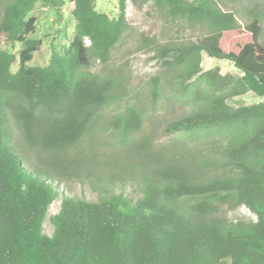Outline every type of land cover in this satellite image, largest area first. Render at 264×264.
<instances>
[{
  "label": "trees",
  "instance_id": "1",
  "mask_svg": "<svg viewBox=\"0 0 264 264\" xmlns=\"http://www.w3.org/2000/svg\"><path fill=\"white\" fill-rule=\"evenodd\" d=\"M127 1L119 0L115 19L96 11L95 0H10L4 7L0 39L24 47L15 73L11 67L16 57L0 47V264H264L261 15L253 13L241 26L236 13L223 10L216 0H153L168 17L206 31L162 54L171 58L166 64L181 68L185 86L197 77L205 79L210 90L204 105L171 121L166 132L223 130L225 143L211 164L217 166L213 174L160 165L153 156L136 199L117 191L113 182L99 188L102 196L96 201L59 194L51 171H68L60 152L79 140L110 100L108 82L79 71L88 67L91 56L107 60L127 29ZM37 3L57 12L68 3L74 36L62 55L53 54L44 67L28 68L41 46L40 40L27 39L35 33L36 18L28 14ZM202 53L230 62L241 76H222L218 68L201 73ZM248 94L263 101L239 108L226 103ZM11 120L19 124L29 147L52 155L51 171L34 172L25 166L12 143ZM140 121L138 112L129 109L115 125L133 133ZM58 196L60 208L47 236L42 224ZM218 203L243 205L255 219L226 224L217 216Z\"/></svg>",
  "mask_w": 264,
  "mask_h": 264
},
{
  "label": "rangeland",
  "instance_id": "2",
  "mask_svg": "<svg viewBox=\"0 0 264 264\" xmlns=\"http://www.w3.org/2000/svg\"><path fill=\"white\" fill-rule=\"evenodd\" d=\"M10 0H0V20L4 7ZM226 11L236 13L241 26L252 19V14L264 17V0H216ZM95 9L115 19L119 14V0H95ZM36 18L35 33L27 39L40 40L41 46L34 52L27 67H44L53 54H63L74 36L75 20L68 3L55 11L50 6L37 3L28 17ZM127 29L110 51L105 62L91 56L88 67L79 73L91 75L109 83L110 100L97 111L90 126L79 140L60 152L61 164L68 171H51L48 158L51 156L29 147L22 136L20 126L11 120L12 143L21 155L25 166L32 171H61L55 173L54 182L59 194L96 201L103 188L110 182L117 191L136 199L142 195V176L153 166V156L160 165H179L200 174H213L217 169L211 165L216 154L224 146V131L207 128L194 133H168L167 125L189 115L205 104L210 93L205 79L193 78L185 86L179 78L181 68L169 66L163 50L170 46L186 44L203 36L206 31L200 25L190 24L184 19L170 18L155 6L153 0H128L125 6ZM260 41L264 44V20ZM88 45V41H86ZM2 50L13 54L17 61L11 67L18 68L22 43L7 45L0 39ZM218 68L219 73L241 76L230 62L209 58L201 54V73ZM221 94V91H214ZM252 94L228 98L226 103L239 108L262 102ZM135 109L140 116V126L133 133H125L115 125L120 114ZM218 157V156H217ZM210 164V166H209ZM122 188H119V181ZM118 193V192H116ZM186 201L181 199L179 204ZM217 216L226 224L241 219L254 220V215L243 205L217 204ZM60 197L53 201L45 215L42 231L51 236V218L58 213Z\"/></svg>",
  "mask_w": 264,
  "mask_h": 264
}]
</instances>
